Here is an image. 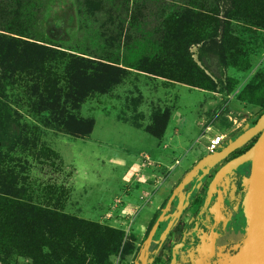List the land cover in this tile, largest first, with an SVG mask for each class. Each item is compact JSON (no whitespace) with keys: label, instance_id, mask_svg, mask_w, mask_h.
Returning <instances> with one entry per match:
<instances>
[{"label":"rangeland","instance_id":"rangeland-1","mask_svg":"<svg viewBox=\"0 0 264 264\" xmlns=\"http://www.w3.org/2000/svg\"><path fill=\"white\" fill-rule=\"evenodd\" d=\"M213 1L198 18L139 4L126 35L117 0H12L0 13V194L82 220L83 264H169L179 243L174 264H230L242 245L248 159L195 218L219 164L158 218L208 139L226 145L264 108V22H223L237 4ZM30 263L16 250L0 261Z\"/></svg>","mask_w":264,"mask_h":264},{"label":"trees","instance_id":"trees-1","mask_svg":"<svg viewBox=\"0 0 264 264\" xmlns=\"http://www.w3.org/2000/svg\"><path fill=\"white\" fill-rule=\"evenodd\" d=\"M12 0H0V13L10 12L13 10L11 6ZM117 5L121 9L122 16L119 24V34L125 35L127 30L124 29V22L127 14L128 24L132 22V17L137 14V5H151L160 12L161 10L170 8L174 14H180L188 11L193 17L202 16V12L215 13L217 11L216 3L213 0H117ZM260 0H235L237 6L232 11H224L223 22L242 21L244 23L252 22L259 24L264 22V0L262 1L261 10L250 8L249 6L258 3ZM97 2L96 4H101ZM33 4H28L32 11L29 14L40 12ZM77 16L81 13V4L77 1ZM142 6V8H145ZM148 9V8H147ZM10 10V11H9ZM141 16V15H140ZM138 16V17H140ZM137 18V17H136ZM160 22H162L160 20ZM160 27V26H159ZM16 32H22L17 30ZM25 32V31H23ZM156 41L157 45L165 41L166 36L161 31ZM32 35V33H29ZM141 37V36H140ZM161 39L163 41H161ZM181 43H179V46ZM159 51V50H158ZM264 113V108L259 112L257 117L253 119L250 126L255 124L258 117ZM245 129H240L236 135L242 133ZM256 139V135L248 140L241 147L246 148ZM239 147V148H241ZM239 148H236L237 151ZM235 151V152H236ZM204 197V201H205ZM167 202V201H166ZM166 202L164 204H166ZM171 202L170 200L167 202ZM212 201L208 203L210 205ZM244 204L242 203L235 217L236 224L240 227L246 226V217L243 211ZM160 221V220H159ZM82 226V220L71 217L57 210L49 209L30 202L28 199L10 197L0 194V261H4L9 254L16 250L24 253L30 258V264H83V253L87 245H81L79 239V231ZM161 226L157 227L153 235V241L156 240L160 233ZM245 238V237H244ZM243 238V239H244ZM242 239V240H243ZM84 240V239H83ZM87 244L94 245L88 239L84 240ZM228 245H231L227 243ZM242 246V245H241Z\"/></svg>","mask_w":264,"mask_h":264},{"label":"water","instance_id":"water-1","mask_svg":"<svg viewBox=\"0 0 264 264\" xmlns=\"http://www.w3.org/2000/svg\"><path fill=\"white\" fill-rule=\"evenodd\" d=\"M258 137L255 142L242 154L231 158L215 172L212 180L207 187V201L210 200L212 194L216 191L217 183L220 179L237 169L246 159H250L251 167L249 174V181L245 191V198H248L253 204V210L247 219L246 236L242 242V246L236 252L238 259L232 264H264V189L258 194V198L253 200L250 198V190L254 183L255 172L259 164L260 157L264 154V113H262L255 124L249 126L232 141L228 142L218 151L209 153L197 161V163L189 170L182 181L177 186L176 190L181 189L188 183L197 170L203 165L210 163L214 164L225 158L231 151L241 147L253 136ZM245 202V199H244ZM157 221L151 228L146 243L152 240V236L158 225ZM178 247V246H176ZM175 247V248H176ZM176 261L175 254H173L169 264H174Z\"/></svg>","mask_w":264,"mask_h":264},{"label":"flooded vegetation","instance_id":"flooded-vegetation-1","mask_svg":"<svg viewBox=\"0 0 264 264\" xmlns=\"http://www.w3.org/2000/svg\"><path fill=\"white\" fill-rule=\"evenodd\" d=\"M238 135H235L234 136V138L235 137H237ZM257 137H258V134L256 135V139H257ZM226 138V137H225ZM233 138V139H234ZM255 139V140H256ZM225 140L226 139H224V144L220 147V148H218L216 151H218L219 149H221L224 145H225ZM255 142V141H254ZM254 142H252L250 145H248V147H246V148H243V147H241V148H239L237 151L236 150H233V151H231L225 158H223L222 160H220L219 162H217V163H214V164H210V163H207V164H205V165H203L202 167H200L198 170H197V173L193 176V178L188 182V183H186L181 189H179V190H177V191H174L173 192V194H172V197H170L171 198V202H169L170 204H173V201L182 193V192H184L188 187H189V185L191 184V183H193L194 182V180H197V179H199V178H202V177H206V176H208L209 175V170H211V169H213L217 164H219L216 168H215V171H213V174H212V176H210L209 177V183H210V181L212 180V178H213V176H214V174H215V172L217 171V169H219L220 168V166H222L224 163H226L228 160H230L231 158H233V157H236V156H238V155H240V154H242L243 152H245ZM236 151V152H235ZM215 152V151H214ZM211 153H213V152H211ZM208 154H209V152H208ZM196 163H197V161H196ZM195 163V164H196ZM248 163H249V170H250V167H251V161H250V159H248ZM194 164V165H195ZM193 165V166H194ZM192 166V167H193ZM191 167V168H192ZM240 167V166H239ZM228 175V174H227ZM224 178V177H223ZM221 180V179H220ZM219 180V181H220ZM208 183V184H209ZM219 183V182H218ZM218 183H217V185H218ZM191 186H192V184H191ZM207 187H208V185H207ZM216 188H217V186H216ZM176 190V189H175ZM217 190V189H216ZM192 191V190H191ZM206 192H207V188H206V190H205V192H204V194H203V198H201V199H199L200 200V202H199V205L195 208V210L193 211V213H192V217L193 218H195L196 216L195 215H197V214H199L200 212H201V210L203 209V208H207L209 205H208V203L210 202V201H212V203H213V198L211 199V197L214 195V193L216 192H214L213 194H212V196L210 197V200L209 201H207V195H206ZM204 197L206 198L205 199V201H204ZM170 198L169 199H167L166 201L168 202L169 200H170ZM166 201H164L163 202V204L161 205V209H160V211H159V213H158V218H161V216L162 215H164V213L165 214H168V209H167V205H168V203L166 202ZM166 202V204H164ZM212 203L210 204V205H212ZM239 208V207H238ZM167 211H166V210ZM237 212H238V209H237V211H236V213H235V215H234V218H233V224L235 225V226H238V227H240L238 224H236V221H235V217L237 216ZM205 214L207 215L208 214V212H207V210L205 211ZM163 220H161L160 219V221L158 222V225H157V227H159V226H161V228H162V222ZM155 223H153V225H154ZM197 226V225H196ZM161 228H160V231H161ZM156 230H157V228H156ZM155 230V231H156ZM155 233V232H154ZM232 231H229L226 235H222V236H220V240L221 239H228L227 238V236L228 235H232ZM154 235V234H153ZM151 241H153V236H152V240ZM228 243V242H227ZM227 243H225V245H227ZM181 245V243H179V244H175L174 245V247H173V250H172V253L173 254H175V249L177 248L176 246H180ZM176 247V248H175ZM225 248V247H224ZM173 256V255H172Z\"/></svg>","mask_w":264,"mask_h":264},{"label":"bare ground","instance_id":"bare-ground-1","mask_svg":"<svg viewBox=\"0 0 264 264\" xmlns=\"http://www.w3.org/2000/svg\"><path fill=\"white\" fill-rule=\"evenodd\" d=\"M253 181L254 183L250 190V198L253 200H256L258 198V194L261 192L262 189H264V154L259 159V164L256 169L255 177ZM244 210H245L246 215L249 217L253 210V204L248 198H245ZM237 259H238L237 255L232 256L231 257L232 261L230 264L234 263Z\"/></svg>","mask_w":264,"mask_h":264},{"label":"built area","instance_id":"built-area-1","mask_svg":"<svg viewBox=\"0 0 264 264\" xmlns=\"http://www.w3.org/2000/svg\"><path fill=\"white\" fill-rule=\"evenodd\" d=\"M226 135L219 133L217 135H213L208 139L207 143V150L209 153L216 151L218 148H220L224 143Z\"/></svg>","mask_w":264,"mask_h":264},{"label":"crops","instance_id":"crops-1","mask_svg":"<svg viewBox=\"0 0 264 264\" xmlns=\"http://www.w3.org/2000/svg\"><path fill=\"white\" fill-rule=\"evenodd\" d=\"M227 238H228V239L231 238L230 235H228ZM228 239H225V238H224V239H221V240L218 241V243H219V244H222V243H223V240H224L225 243H227V242H228ZM225 243H224V244H225Z\"/></svg>","mask_w":264,"mask_h":264}]
</instances>
